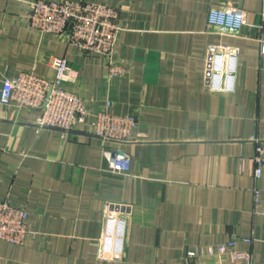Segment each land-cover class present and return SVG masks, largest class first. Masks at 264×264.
<instances>
[{
    "label": "crops",
    "instance_id": "crops-1",
    "mask_svg": "<svg viewBox=\"0 0 264 264\" xmlns=\"http://www.w3.org/2000/svg\"><path fill=\"white\" fill-rule=\"evenodd\" d=\"M31 1L56 0H0V90L23 72L54 80L64 57L78 74L62 87L89 122L107 111L137 127L112 145L130 159L117 175L88 125L64 134L39 128L40 111L0 106V201L26 211L31 232L22 246L0 241V264H218L206 249L229 240L264 264V174L251 163V138L264 139V0H72L119 10L114 79L104 57L33 29ZM230 4L246 25L220 35L208 12ZM212 47L237 52L230 91L207 87ZM107 207L125 211L117 261L99 257ZM193 251L204 254L187 261Z\"/></svg>",
    "mask_w": 264,
    "mask_h": 264
},
{
    "label": "built area",
    "instance_id": "built-area-1",
    "mask_svg": "<svg viewBox=\"0 0 264 264\" xmlns=\"http://www.w3.org/2000/svg\"><path fill=\"white\" fill-rule=\"evenodd\" d=\"M28 4L30 9L27 19L33 29L40 34H53L82 53L104 57L107 60L109 79L123 76L122 66L113 60L117 37L123 30L119 23L118 9L104 4L72 0L31 1ZM245 17V11L230 4L219 9H210L207 23L220 35L233 36L246 25ZM217 49L222 53H217ZM209 54L211 66L208 71V89L230 91L236 50L212 47ZM261 55L264 58V44ZM51 67L55 70L52 81L29 72L20 73L13 79H4L0 90V106L12 107L17 112L40 111L36 121L39 128L64 134L78 125H88L96 138L111 145L110 149L103 152L109 171L117 175L128 173L129 157L112 145L120 146L132 141V134L137 127L136 119L101 111L93 115L89 122L90 114L82 99L62 87L64 83L76 79V67L64 57L53 58ZM251 142L254 146L251 158L252 176L257 180L264 174V139L254 135ZM253 195L254 201H258V191L254 190ZM261 214L264 215V209ZM26 220V211L12 206L7 200L0 201V241L14 246L25 244L31 235ZM104 223L105 232L100 241L99 257L101 260L117 261L121 258L123 221L115 211L107 207ZM243 242L248 244L250 240L244 239ZM236 245L235 240H229L215 247H208L205 255L215 257L218 264H254L251 253L237 251ZM202 254L204 252H190L187 261Z\"/></svg>",
    "mask_w": 264,
    "mask_h": 264
},
{
    "label": "water",
    "instance_id": "water-1",
    "mask_svg": "<svg viewBox=\"0 0 264 264\" xmlns=\"http://www.w3.org/2000/svg\"><path fill=\"white\" fill-rule=\"evenodd\" d=\"M112 210L113 211H119L120 210L122 213L125 212L124 209H122V208L119 209V207H112Z\"/></svg>",
    "mask_w": 264,
    "mask_h": 264
},
{
    "label": "rangeland",
    "instance_id": "rangeland-1",
    "mask_svg": "<svg viewBox=\"0 0 264 264\" xmlns=\"http://www.w3.org/2000/svg\"><path fill=\"white\" fill-rule=\"evenodd\" d=\"M120 209V208H119ZM115 213L118 214V217H121L120 214H122V212L119 210V211H115Z\"/></svg>",
    "mask_w": 264,
    "mask_h": 264
}]
</instances>
